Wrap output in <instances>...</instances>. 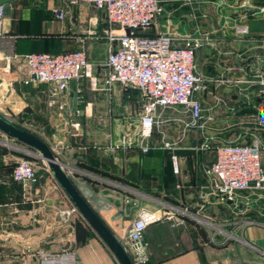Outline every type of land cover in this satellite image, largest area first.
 Here are the masks:
<instances>
[{
    "label": "crops",
    "instance_id": "0c3cea01",
    "mask_svg": "<svg viewBox=\"0 0 264 264\" xmlns=\"http://www.w3.org/2000/svg\"><path fill=\"white\" fill-rule=\"evenodd\" d=\"M68 1L13 0L4 4L0 67L6 56L16 57L11 59L9 73H0V114L47 143L114 233L142 209H178L171 219L145 230L146 264H264V190L254 194L255 198L244 195V213L239 215L233 213L229 201H201L198 186L206 182L204 173L194 169V158L193 169L187 168L184 159L192 143L204 137V131L187 127L188 114L181 109H159L151 135L157 147L146 154L135 149H108L138 122L142 95L136 89L123 91L119 84L108 89L104 83L107 49L101 34L106 25L102 13L91 5H70ZM159 1L163 12L150 27V34L167 30L179 46L188 37H200L191 20L192 0ZM256 1L264 4V0ZM63 7L68 9L67 15L58 20L53 9ZM247 26L248 37H213L212 43L219 47L216 57L199 56L197 49L196 62L205 77L235 84L231 85L228 109L243 111L242 125L237 126L234 137L225 139L216 122L217 132L212 135L218 141H257L264 160V97L253 74L264 56V40L259 39L264 36V18L249 19ZM228 44L232 49L220 48ZM75 49H82L93 64L91 77L71 81L67 89L55 94L48 83H23V55ZM233 56L239 57L238 62L229 63ZM245 77L248 85L238 86ZM167 141L181 160L180 183L173 175L171 159H167L171 151L162 147ZM30 152L36 154L0 132V264H45L43 255L62 260L50 264H119L47 167L36 166L35 184L13 180V164ZM131 174L136 175L142 193L138 192L145 201L123 198L119 187H124Z\"/></svg>",
    "mask_w": 264,
    "mask_h": 264
},
{
    "label": "built area",
    "instance_id": "2783aa9c",
    "mask_svg": "<svg viewBox=\"0 0 264 264\" xmlns=\"http://www.w3.org/2000/svg\"><path fill=\"white\" fill-rule=\"evenodd\" d=\"M220 2L229 7V13L223 15L222 30L230 28L235 34L249 33L247 21L264 18V4L256 0ZM77 3L91 5L100 11L106 23L101 30L109 42L105 85L119 84L124 89H137L142 95L138 122L131 125L116 142L108 145V149H135L143 154L155 149L157 146L151 142V135L159 109H181L189 116L187 127L196 131L201 130L205 121L212 120V116L205 117L203 114L201 92L208 91V85L222 80L205 77L196 62L197 49L210 44L207 37H188L184 45L179 46L174 44V37L167 30L150 34V27L163 12L159 0L68 1L70 5ZM67 12L66 7L53 9L58 20H63ZM4 13L5 5L0 4V37L3 36ZM127 28L128 33L125 31ZM259 39L264 40V36ZM12 58L5 57L0 67L1 74L9 73ZM22 59L25 68L23 83H48L54 94L67 89L71 81L91 77L93 72V64L82 49L59 53L33 52L23 55ZM257 62L260 66L253 69V74L264 92V56ZM162 147L171 151L172 171L179 173L178 157L172 153L173 144L167 141ZM203 173L206 182L198 186V198L201 201L211 198L229 201L234 207L233 213L242 214L241 201L245 198L241 193L258 194L264 190L261 146L257 141L216 144L213 160L205 166ZM11 175L13 180L24 185L38 181L37 171L25 158L14 164ZM177 212L178 209H142L128 224L119 226L118 233L111 231L124 246L133 264H146L149 253L144 239L145 230L154 223L171 219ZM262 225L264 229V223ZM262 252L264 254V247ZM65 259L70 260L69 256ZM53 260L60 262L61 259L43 255L45 264Z\"/></svg>",
    "mask_w": 264,
    "mask_h": 264
},
{
    "label": "rangeland",
    "instance_id": "374dc122",
    "mask_svg": "<svg viewBox=\"0 0 264 264\" xmlns=\"http://www.w3.org/2000/svg\"><path fill=\"white\" fill-rule=\"evenodd\" d=\"M220 1L221 0H192V4H191L192 7L190 10L194 14L191 19L192 24L194 25V32L196 35H199L200 37H207L210 42V44H206L202 48L200 47L199 56L200 55L202 57L210 56L211 59L213 57H216V53L219 47L212 43L211 40L213 37L220 36L223 38H229V37H247L248 36V33L235 34L230 28L222 30L221 27L224 24L223 15L229 13V7L226 4L221 3ZM218 2H220V5H218ZM105 42H106V49H107L109 42L107 41V39ZM220 48H222L223 51H226V50L232 49V46L228 44L226 46H221ZM228 57H225V58H228ZM238 60H239V57L233 56L229 60V63L238 62ZM242 60L245 61V57H242ZM244 79L246 80V77L241 79V81L238 83V86L248 85L246 81H243ZM216 83L218 84H211L212 90L209 89V93H207V91L201 92V97L203 100V107H204L203 114L205 117L212 116L213 118L212 120L205 121L201 130H199V132L202 130L204 131L203 132L204 137L202 139H198L197 142L194 141L191 145L192 148H190L188 150V153L186 154V158L184 159V161L187 163L188 169L189 168L193 169L194 167V169H198L199 171H204L205 166L213 160L214 146L216 144L225 143V142H234L232 140L230 141L229 140H224V141L219 140L218 141L212 135V134H215V132H217L216 128L213 125V122L220 124L221 129L219 131H220V134L223 135L225 139H231L232 137H234L233 135L238 132L237 126L242 125L241 121L243 120L242 118L243 111L237 110V109H233V110L228 109L232 104V102L229 100V97L231 96L230 92L232 91V88H233L231 87V85L234 83L232 81L227 82L225 84H223L224 82L223 83L216 82ZM110 87H108V89H111ZM121 89L123 91L130 90V89H124L123 87H121ZM218 97L220 98L219 101L217 100ZM230 102L231 104H229ZM218 105L220 106L219 108L217 107ZM216 117L218 118V120ZM231 123H234L233 125H230L231 129H227V125ZM222 127H226V128L222 129ZM168 154L170 155L171 153L168 152ZM169 155H167V159H171ZM196 157H197V161L195 162ZM24 158L28 159L33 164L35 170H36V166L47 167L43 159H41L39 156L31 152L28 153ZM192 158H194L193 167L191 166ZM178 161H179L180 171L179 173H173V175H175V178L177 180L176 182L180 183V180L178 179V177H181V165H180L181 160L178 159ZM167 168H168V165H167ZM134 178L136 179V175L131 174L129 179L126 181L127 183L123 184L124 187H119V190H121L123 194L122 195L123 198L128 197L132 200L143 201L144 198L139 193L141 191L140 189L138 190V188L140 187L139 185L136 184ZM144 192L147 193L148 190L145 189ZM241 195L242 196L248 195V193H241ZM248 196L249 198L257 197L254 194L252 195L250 194ZM242 201H245V200L242 198ZM171 202L176 203V201H171ZM178 202L179 201H177V204H179ZM204 226L206 228L208 226H209L208 228H211L210 225H207L206 223H204Z\"/></svg>",
    "mask_w": 264,
    "mask_h": 264
},
{
    "label": "water",
    "instance_id": "95a60500",
    "mask_svg": "<svg viewBox=\"0 0 264 264\" xmlns=\"http://www.w3.org/2000/svg\"><path fill=\"white\" fill-rule=\"evenodd\" d=\"M13 0H0V4H6ZM127 33L129 29L125 30ZM264 97V92L262 93ZM0 132L7 137L27 146L37 156L43 159L71 204L83 216L95 233L102 239L110 251L114 254L119 264H133L127 251L115 234L101 219L80 193L71 177L64 170L62 164L56 159L53 151L47 143L36 134L7 120L0 114Z\"/></svg>",
    "mask_w": 264,
    "mask_h": 264
},
{
    "label": "trees",
    "instance_id": "16d2710c",
    "mask_svg": "<svg viewBox=\"0 0 264 264\" xmlns=\"http://www.w3.org/2000/svg\"><path fill=\"white\" fill-rule=\"evenodd\" d=\"M61 52H64V51H61ZM59 53V52H58Z\"/></svg>",
    "mask_w": 264,
    "mask_h": 264
}]
</instances>
